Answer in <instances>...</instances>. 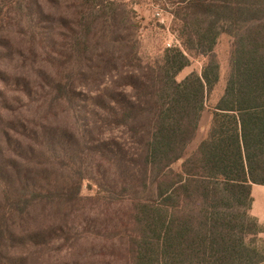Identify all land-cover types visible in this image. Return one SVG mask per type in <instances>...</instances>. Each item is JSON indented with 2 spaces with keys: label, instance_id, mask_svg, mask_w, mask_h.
<instances>
[{
  "label": "trees",
  "instance_id": "obj_1",
  "mask_svg": "<svg viewBox=\"0 0 264 264\" xmlns=\"http://www.w3.org/2000/svg\"><path fill=\"white\" fill-rule=\"evenodd\" d=\"M44 1L68 15L45 14L38 0H24V15L21 5L0 11V31L24 22V76L0 71V81L30 114L29 127H8L17 145L4 136L19 162L6 178L0 166V264L12 221L65 218L85 181L97 189L87 200L107 212L120 204L107 229L114 264H264L251 215L252 186H264V0H155L180 41L165 49L123 0ZM221 35L232 39L229 71L208 105ZM21 55L0 38V60ZM193 56L206 59L201 73L178 81ZM206 108L204 139L175 169Z\"/></svg>",
  "mask_w": 264,
  "mask_h": 264
},
{
  "label": "rangeland",
  "instance_id": "obj_2",
  "mask_svg": "<svg viewBox=\"0 0 264 264\" xmlns=\"http://www.w3.org/2000/svg\"><path fill=\"white\" fill-rule=\"evenodd\" d=\"M123 2L140 22L142 33H148L154 38L153 43L158 46L157 49H165L168 45L180 42L173 30L174 20L169 9H162L155 0H123ZM38 3L39 8L45 14L68 15L64 5L61 8L57 6V8L56 5L51 7L44 0H38ZM20 5L23 7L21 13L24 15V0H0L1 19L18 13L16 10ZM157 14L161 15L163 23ZM3 22L0 31L1 40L9 43L15 51L22 55L16 58L15 62L2 57L0 71L2 73L6 71L11 76L14 70V75L24 76V70L21 69V62L24 59V22L20 26L11 22ZM231 49L232 39L228 35H221L213 51V56L219 64L220 78L208 105H214L223 93L229 71ZM190 61V65L178 74V81L183 80L192 72L201 73L206 59L193 56ZM3 77L4 75L1 76ZM25 102L24 94L20 90L15 91L13 86L7 87L4 82L0 81V166L5 168L4 178L8 173L14 174L6 168L7 163L15 165L14 161L19 162L7 152L4 136L10 135L11 143L17 145L20 140L17 134L8 128L10 123L16 121L21 123L23 129L24 125L29 127V124L25 123L30 115L24 108ZM210 119L211 112L209 108H206L202 113L194 140L187 147L184 157L174 166L175 169L196 150L204 139ZM19 168V173L22 174L24 167ZM96 192L97 189L85 181L80 193L83 198L82 202L75 209H68V215L65 218L53 217L46 213L25 224L24 220L12 221L11 226L15 225L11 229L13 243L10 242L5 248L7 252H5L6 259L3 264H114L108 253L112 246L118 247L119 242L110 240L107 229L110 228V224L117 222L115 212L120 204L116 203L115 208L107 212L103 203L94 204L87 200L94 197ZM2 202L0 198V206ZM113 218H115L114 221H112Z\"/></svg>",
  "mask_w": 264,
  "mask_h": 264
},
{
  "label": "crops",
  "instance_id": "obj_3",
  "mask_svg": "<svg viewBox=\"0 0 264 264\" xmlns=\"http://www.w3.org/2000/svg\"><path fill=\"white\" fill-rule=\"evenodd\" d=\"M251 195V215L256 219L257 223L264 228V186L253 185ZM261 237L264 238V234H262Z\"/></svg>",
  "mask_w": 264,
  "mask_h": 264
},
{
  "label": "built area",
  "instance_id": "obj_4",
  "mask_svg": "<svg viewBox=\"0 0 264 264\" xmlns=\"http://www.w3.org/2000/svg\"><path fill=\"white\" fill-rule=\"evenodd\" d=\"M157 16L160 18L161 22L163 23V18L161 17L160 14H157ZM177 42V41H176ZM178 44H175V45H168V47H175V46H179V42H177Z\"/></svg>",
  "mask_w": 264,
  "mask_h": 264
}]
</instances>
